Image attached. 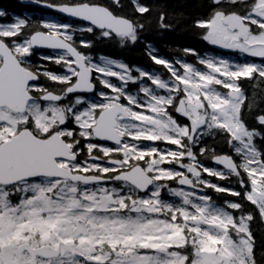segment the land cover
<instances>
[{
	"label": "snow or ice",
	"instance_id": "6c2138e0",
	"mask_svg": "<svg viewBox=\"0 0 264 264\" xmlns=\"http://www.w3.org/2000/svg\"><path fill=\"white\" fill-rule=\"evenodd\" d=\"M28 2L69 22L13 14V22L0 24V264H256L251 225L257 218L264 223V110L254 100L264 85V0H207L205 14L191 25L222 52L259 58L238 63L181 50L226 79L186 59L170 61L142 38L154 14L158 32L172 30L161 5L130 0L136 16L130 19L123 0ZM7 16L0 9V18ZM98 43L143 44L149 59L175 77L160 89L172 90L156 99L151 85L159 77L139 67L134 70L148 85L125 80L124 62L90 54ZM242 81L252 85L251 97ZM130 84L138 85L135 92ZM9 92L13 99L5 103ZM137 108L167 117L154 121L158 135L134 134L121 124L142 119ZM217 130L231 151L213 161L230 170L227 177L205 167L177 180L182 173L160 167L171 163L167 149L158 160V150L125 139L183 148V137L196 140L203 154L207 145L199 137ZM191 175L234 177L236 186L201 181L203 189L192 193ZM209 189L231 199L218 204Z\"/></svg>",
	"mask_w": 264,
	"mask_h": 264
},
{
	"label": "trees",
	"instance_id": "16d2710c",
	"mask_svg": "<svg viewBox=\"0 0 264 264\" xmlns=\"http://www.w3.org/2000/svg\"><path fill=\"white\" fill-rule=\"evenodd\" d=\"M26 2H28V0H0V9H3L8 13L7 18H0V21H10L12 20L11 17L13 14L23 15L25 12L31 11L51 13V11H46L44 8H40L36 5L24 4ZM54 2L60 3L61 0H54ZM123 2L126 5L123 9V14L128 16L130 19H136V16L132 11L130 0H123ZM140 2L161 5L170 17L166 23H170L172 25L171 31H164L163 33L158 32L156 30L157 21L154 14L152 17L151 27L149 28L146 25V30L142 34V38H146L147 41L151 42V44L155 46L158 55L173 62H175L176 59H186L188 62L194 63L197 62V58L192 55L185 56L181 51L182 49L194 48L200 53V55L205 54L207 47L201 38L200 31L192 28L191 25L196 18L203 17L205 14L206 8L204 5L207 4V0H140ZM140 19L143 22L144 18ZM90 54L92 56L104 54L107 57L122 60L131 68L143 66L163 72L165 75L167 74L164 66L154 64L149 59L145 53L143 44L121 48L116 44L98 43L95 48L91 49ZM245 59L252 60V58ZM242 86L248 96L251 97L253 93L252 85L247 81H242ZM255 91V108L257 110H264V85H261ZM255 114L256 112L254 111L251 115ZM199 141L202 143V146L207 145V150L201 155L204 166H212L211 159L213 157L220 155L221 153H230L231 151L227 145V137L222 135L220 130L215 132V137L209 134L202 136ZM213 149H215V151H212ZM236 159L239 158L237 157ZM230 175L231 173L225 172V177ZM206 179H208V181L212 184L236 186L234 177L229 180L217 179L215 176H207ZM208 194L211 195L218 204H222L224 199H231V197H226L222 193L217 194L210 189L208 190ZM251 227L256 238V264H264V223H261L259 218H257Z\"/></svg>",
	"mask_w": 264,
	"mask_h": 264
},
{
	"label": "flooded vegetation",
	"instance_id": "af4514ba",
	"mask_svg": "<svg viewBox=\"0 0 264 264\" xmlns=\"http://www.w3.org/2000/svg\"><path fill=\"white\" fill-rule=\"evenodd\" d=\"M33 5H36L38 6V4H33ZM58 14H54V16L56 17H53V15H50L48 13H42V12H38V11H31V12H25L23 15H17V16H20L21 18H25V19H28L30 21H37V20H40V19H47V20H53V19H61L62 22H69L66 18H63V17H59L57 16ZM206 44V47H207V51H206V55L205 57H215L213 54L214 53H219V52H222L221 50H218L217 48H215L214 46H211L209 44ZM45 53L47 54V50H44V49H38L37 50V54L39 53ZM225 53H230V52H225ZM100 55H103V56H106L104 54H97L95 56H93L94 58H98ZM201 56H204L201 55ZM107 57V56H106ZM191 64H194L196 66L197 69H199L201 72L204 71V69L202 68L201 65H199L197 62H194V63H191ZM136 67H139L141 69H144L146 71H150V72H154L157 76L159 77H163L162 75V72H158L156 71L155 69L151 68H146V67H143V66H136ZM135 67H133L132 69H134ZM176 68V67H175ZM177 69V68H176ZM53 70L54 71H60V69L56 68L55 66H53ZM134 74L137 75V72L134 70ZM166 79H171L170 77L169 78H166ZM117 82V81H116ZM115 81H113V83H116ZM144 83V82H143ZM145 85H148V84H145ZM131 87H134L135 90H137L138 88V85L136 84H130V88H129V91L131 89ZM216 87V86H215ZM132 92V91H130ZM139 99L143 100V97H138ZM13 99V96L11 94V92L7 93L5 95V98L3 100V102L5 103H8L10 102L11 100ZM134 120V118H131V117H128V118H125L124 120L121 121V124H124V125H127V122H130ZM128 131L131 132V133H140V131H136L135 129L131 128L130 126H128ZM176 138H177V134L175 135ZM181 139V142L182 144L184 145L183 148H179V147H176L175 145H172V144H166L163 140L161 141H158L156 143H152V141H149V140H144V139H141L139 141H135V140H130L128 139L127 137V134L125 135V139L127 140V142L130 144V145H135V144H138L139 145V148L142 149V150H145V151H152L153 149H156L158 150L157 151V154H156V159H160V155H159V152L160 151H164L165 149L168 150V153L166 154L165 158L167 161H170L171 163H165L164 161H161V167L164 168H173V169H176V168H179L177 166L173 167L175 165V162L178 161V159H181V153L183 152L185 156V158L183 159V161H188V151L191 150V152L194 154L192 155L193 156V159H194V165H196L197 167H200L203 171H204V167H207L209 169H215V168H218L216 166H214V163H213V158L211 159V163H212V166H204V163L202 162V157L196 147V144H197V141L194 140L192 141L191 143L189 141H187L186 139H184L183 137H179ZM199 140H200V137H199ZM198 140V143L202 146V143ZM173 152L174 155L171 153ZM97 155H99V153H97ZM104 158L101 157V160H103ZM218 170V173L219 175L221 176H225V170L223 169H216ZM227 172V171H226ZM183 175H178L177 176V180H179L180 178H183V177H189V174H185L184 172H181ZM203 173V172H202ZM228 173H231V172H228ZM207 176H214V175H207ZM206 175H202V179H205L207 177ZM216 177V176H215ZM191 179L193 181V187L192 188H188V191L194 193L196 192L198 189H203V184L201 183V181L198 182L197 184V181L193 178V176H191ZM172 185L173 187H176L177 184L175 182H172ZM229 186V185H228ZM165 199H168V200H177L178 201V198H174V197H171L169 195H167L166 193L163 194ZM211 196V195H210Z\"/></svg>",
	"mask_w": 264,
	"mask_h": 264
},
{
	"label": "rangeland",
	"instance_id": "374dc122",
	"mask_svg": "<svg viewBox=\"0 0 264 264\" xmlns=\"http://www.w3.org/2000/svg\"><path fill=\"white\" fill-rule=\"evenodd\" d=\"M48 14L53 15V17H56V16H54V13H48ZM3 23H10V22L9 21L0 22V24H3ZM228 56L231 57L235 62L240 59L241 62H238V63L245 62V58H251V57H245V56H243V55H241L239 53H229ZM108 58H111V57H108ZM111 59H114V58H111ZM252 59H253L254 62H257V63L260 62L259 58H252ZM115 60H119V59H115ZM119 61H122V60H119ZM124 64H126V63L124 62ZM126 65H128V64H126ZM174 70L176 72H180L179 68H177V69L175 68ZM117 71H121V70L117 69ZM147 72H150V71H147ZM150 73L152 74V78L159 77L153 71L150 72ZM202 73H205L206 75H217L216 73H214V72H212L211 70H208V69L204 70ZM121 74L123 75L125 80H127L129 78V76H131V77L136 78L137 80H142V82H144V84H148V80L143 79L142 77H139L138 75H135L134 74V69H132L130 66H129V68L127 70L121 71ZM166 78H169V77H166V76L163 75V77H159V82L153 83L151 85V94L155 95L156 99H159L160 96H162V95L166 97L167 96V92L172 90L171 88H166L164 90L160 89V83H163L165 81H169V79H166ZM170 78H171L170 80L175 82V77H170ZM217 78L218 79H224V77H220L218 75H217ZM193 83H196V77H195L194 73H193ZM201 83H202V81H201ZM213 86H215V85H213ZM187 87L191 88V85H187ZM128 88H130V85H128ZM130 91L135 92L136 90H135L134 87H131ZM152 103H155V101H152ZM161 106L162 105H157V107H161ZM135 111L137 112V114L139 116H141L143 118L140 119V120L134 119V120H132L130 122H127V125L130 126L133 129H135L136 131H140V132H143L145 134H157L158 135L159 131L157 129V124L154 123V121L166 120L167 117L163 116V115H161L159 113H152L150 111L147 112V113H143L138 108L135 109ZM132 125H135V127H132ZM167 135L170 138H172V139H176V136H175L176 133L175 132H168ZM201 137L202 136H200V138ZM171 153L173 154V152H171ZM184 155H186V154H184ZM187 156H188V161L187 162L183 161V159H178V161L175 162V165L173 167L179 166V168L175 167L176 169H173V168H169V169H171V171L173 173L184 172L185 174H189V175H190V173L188 172V169H192L194 172L202 173L203 170L200 167H197L196 165H194L193 156H190V155H187ZM165 160H166V158H165ZM160 167H161V165H160ZM163 169H168V168L164 167ZM212 170L214 172H218V170H216V169H212ZM191 176H193V178L197 181V184H198L199 181L209 182L206 178L202 179V175L201 176L191 175Z\"/></svg>",
	"mask_w": 264,
	"mask_h": 264
},
{
	"label": "water",
	"instance_id": "95a60500",
	"mask_svg": "<svg viewBox=\"0 0 264 264\" xmlns=\"http://www.w3.org/2000/svg\"><path fill=\"white\" fill-rule=\"evenodd\" d=\"M24 4H31L30 2H26V3H24ZM45 10H47V11H50V10H48V9H45ZM217 165H219V166H221L219 163H216ZM222 167V166H221ZM183 178H185V177H183ZM181 179V178H180ZM193 187V184H192V186L191 187H189V188H192Z\"/></svg>",
	"mask_w": 264,
	"mask_h": 264
}]
</instances>
